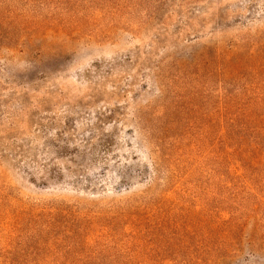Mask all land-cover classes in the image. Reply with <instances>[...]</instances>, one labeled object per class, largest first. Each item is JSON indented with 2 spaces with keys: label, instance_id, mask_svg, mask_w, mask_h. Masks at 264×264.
I'll use <instances>...</instances> for the list:
<instances>
[{
  "label": "rangeland",
  "instance_id": "obj_1",
  "mask_svg": "<svg viewBox=\"0 0 264 264\" xmlns=\"http://www.w3.org/2000/svg\"><path fill=\"white\" fill-rule=\"evenodd\" d=\"M0 264H264V0H0Z\"/></svg>",
  "mask_w": 264,
  "mask_h": 264
}]
</instances>
